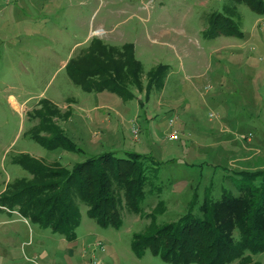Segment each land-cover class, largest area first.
Segmentation results:
<instances>
[{"label":"rangeland","instance_id":"rangeland-1","mask_svg":"<svg viewBox=\"0 0 264 264\" xmlns=\"http://www.w3.org/2000/svg\"><path fill=\"white\" fill-rule=\"evenodd\" d=\"M224 6L230 0H0V196L29 176L13 163L21 155L71 168L136 153L152 183L142 212L124 210L119 229L99 227L80 204L73 241L0 205V264H168L130 247L159 200L157 223L175 221L191 202L197 212L207 188L213 199L236 195L238 173L264 170V14L238 4L242 36L207 34L209 15ZM98 41L128 45L141 88L122 98L74 82ZM110 58L111 69L120 66ZM159 65L163 84L147 91ZM57 131L78 151L53 149ZM251 260L264 264V253Z\"/></svg>","mask_w":264,"mask_h":264},{"label":"trees","instance_id":"trees-1","mask_svg":"<svg viewBox=\"0 0 264 264\" xmlns=\"http://www.w3.org/2000/svg\"><path fill=\"white\" fill-rule=\"evenodd\" d=\"M231 7L212 12L206 33L210 35L242 36L233 19L238 4H246L257 14H264V0H230ZM77 65L73 80L89 84L87 90L108 89L126 98L130 86L141 88V63L134 58L128 45L120 49L96 42ZM120 58V66L111 69V56ZM119 68V69H117ZM111 69V70H109ZM112 74H115L112 76ZM166 66H157L147 75V91L163 84ZM52 148L78 151L68 137L57 131ZM29 176L16 178L6 185L0 205L18 213L42 228L61 234L67 241L76 239L80 224V204L89 218L101 228L122 226V212L139 215L145 199V189L151 188L140 154L127 158L103 153L73 164L71 168L47 167L40 160L21 155L13 160ZM241 181L235 183L237 194L223 190L213 199L207 188L194 213V203L177 220L157 223L156 209L146 214V228L132 235L131 250L141 258L145 251L168 264H262L251 255L264 253V170L241 171ZM259 180L258 183H255ZM158 189V187H157ZM161 210V209H160Z\"/></svg>","mask_w":264,"mask_h":264},{"label":"built area","instance_id":"built-area-1","mask_svg":"<svg viewBox=\"0 0 264 264\" xmlns=\"http://www.w3.org/2000/svg\"><path fill=\"white\" fill-rule=\"evenodd\" d=\"M171 122V121H170ZM171 140H177L178 139V134L176 132H172L170 137Z\"/></svg>","mask_w":264,"mask_h":264},{"label":"crops","instance_id":"crops-1","mask_svg":"<svg viewBox=\"0 0 264 264\" xmlns=\"http://www.w3.org/2000/svg\"><path fill=\"white\" fill-rule=\"evenodd\" d=\"M121 97V96H120Z\"/></svg>","mask_w":264,"mask_h":264}]
</instances>
